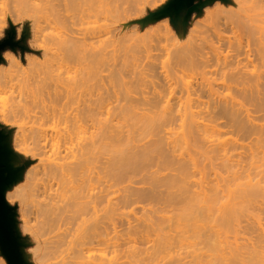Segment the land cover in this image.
I'll return each instance as SVG.
<instances>
[{
	"label": "rangeland",
	"instance_id": "rangeland-1",
	"mask_svg": "<svg viewBox=\"0 0 264 264\" xmlns=\"http://www.w3.org/2000/svg\"><path fill=\"white\" fill-rule=\"evenodd\" d=\"M19 2L20 0H0V43L6 40H12L13 42V45L6 46L0 50V74L15 65L18 60L22 59V61H25L28 55L34 51H39L42 45L55 46L60 37L75 36L81 38L79 46L83 55L81 77L84 91L86 94H93L97 98V102L100 96H102V98L100 97L101 101L104 98V103L112 100V104H109L110 106L106 105L107 110H110L108 112L107 110L105 111V106H103L104 109L101 107L105 112L97 107L103 113H100V115L97 112L98 114L96 115V118H98L96 123L100 121V127L105 128V124L102 126V123L106 120L117 126L121 125L120 123V125L118 124L120 121L136 126L141 123H139L140 117L145 116L143 113L146 111H148L147 113H153L159 118L161 114L164 115L167 112L171 114V117L175 116V118L179 116V112L185 113L187 116L190 113L196 115L201 112L200 116H204L206 109L215 106V102H217L225 108L240 110L244 119L247 117L246 109H249L250 113L252 112V120L248 122L264 128V0H33L28 5H25L26 2L24 4H21L22 1ZM46 17L49 19L47 28L43 32H36L41 25H45ZM93 28L96 29L95 34L90 33ZM42 33L47 35V37H44ZM258 36H261L262 39L258 40ZM243 50L246 51V55L237 59L236 54L239 51L242 53ZM225 55H228V58H225ZM52 70L60 72L65 70V67L60 68L55 65ZM66 70L67 72L63 74L65 78L73 76L71 64L66 65ZM3 88L4 86H0V133L2 134V141L4 140L5 142L3 141L1 144L6 151L5 157L9 153L11 156L8 155L7 158L10 159L9 157H11V161L14 159L16 164L13 165L14 162H11V166L10 161L5 157L2 161L4 167L12 174L10 182L4 186V198L10 207L11 239L7 243V252L4 251L0 242V264H58L62 261H81L84 264H88L92 261L96 262V258L99 257L101 251L89 247H91L92 243H97L105 238L107 234L110 233L112 235L113 226L105 222L107 218L103 219L100 216L99 222H96L97 219L89 220V216L86 213L80 215L76 220L70 217L67 219L65 217L62 218L58 214V210L51 217H44L39 215L40 213L37 214L39 208L35 206L36 200L33 198L32 175L28 168V163L24 158H21V146L17 135L12 131H7L4 127L5 116L8 117L9 115L8 107L11 104V100L8 97L9 93L5 92ZM107 93L110 94V98L106 96ZM104 103L101 104L100 102L101 106L105 105ZM141 112H143V116H140L138 120V115ZM89 115L90 113L86 111L85 116L89 119L88 123H91ZM98 115L100 117H97ZM196 116L195 118H199V116ZM206 117L208 118V116ZM112 119L113 121H111ZM222 120L223 123L226 121L223 118ZM140 121L148 122L146 119ZM180 121V118L176 119L170 125L174 132V138L176 136L179 139L182 136L184 138L186 128L180 125ZM147 122L144 124L148 127L146 130L153 129L154 132L155 125L150 126L152 123ZM250 123L248 124L251 125ZM224 128L223 130L225 131L226 128ZM227 129L229 130L230 128L227 127ZM95 130L96 134L100 132L99 128L95 129L93 127L89 131ZM228 130L226 131L228 132ZM209 131L208 133L210 134L208 136L211 137L212 129ZM215 131L216 129H214ZM217 131L213 132V134H216ZM224 131L220 132L221 134L219 135L217 133L215 139L218 136L221 138L223 134L222 137L228 138L231 136V133H228V135ZM232 131L234 130L232 129ZM138 132H143V130L140 131L139 129ZM153 132L147 133L152 135ZM260 135V139H263L264 144V138H262L264 134L260 133ZM189 137L191 136L185 135L187 142L188 139L192 138ZM235 137L238 138V135L235 134ZM183 138L181 139L183 140ZM194 138L185 143L183 148L181 147L178 152L182 151L183 154L181 152V156L178 157L181 159L186 158L188 153L193 154L196 151L195 158H197L198 163L204 167L203 169L206 172L204 177L206 178L207 174L209 182L211 180L213 181L212 184H216L220 181L219 184H221L223 179L215 180L216 175L214 172L217 169V172L225 174L223 171L226 169L220 168V165H223L221 164L223 159L218 158L220 156L215 157L211 153H207V156L200 154L204 152L197 151L200 148L199 142L201 141H198L199 138L197 140ZM234 138L230 137V139ZM242 138L245 140L243 136ZM253 138H251V143L254 141L252 140ZM230 139L228 140L230 143L234 141ZM182 140H179V142L185 141ZM257 140L258 138H256ZM256 141H254L255 145H253L254 143L251 144L253 145L251 147L250 144L246 145L245 141L241 140L242 144H238L241 146L244 143V146H242V148L245 147L244 149L236 146L237 143L233 142L234 144L236 143L233 146L239 148L235 150V148L231 147V153L236 155L231 154L230 157L233 155L234 158H239L238 155L240 153L249 154L254 152L259 145L256 144ZM262 141H259L261 142L260 144H262ZM233 143L229 145L231 146ZM180 145L182 146L183 144ZM261 146H258V152H255L259 156L260 154L264 155V153H261L264 145L262 148ZM251 149L254 150L249 152L248 150ZM238 152L240 153L238 154ZM246 155L242 154V158H239L241 161L238 159L240 164L234 161L238 166L233 163V159L228 155L229 159H227H231V163L241 172L239 174H242V177L250 174V176L257 175V178L263 179L264 156L261 158V156L256 155L255 157L251 153V156L256 158V162H252L250 156L247 157ZM104 156L102 155L101 157ZM252 159L254 160V158ZM101 160L100 156L97 159L96 152L97 176L99 172H102ZM202 167L201 171H203ZM198 169L196 170L195 178H199L204 173H199L198 171L200 170ZM83 173L84 175L91 174V166L87 164L83 169ZM97 190L96 188L95 191ZM260 199H242V203L239 204L241 206L240 212L239 210L238 214L236 212L238 217L235 216L234 219L233 215V220L230 215L223 214L224 223L221 220L219 221H221L222 227L223 225L225 226L222 228L224 230L220 231L218 224L217 227H215L216 225L214 226V229L218 228L219 232H224L221 233L222 235L224 234L223 242H221L222 238L219 240L216 237V232L218 231L213 233L214 235L211 234L213 230H210V227L208 228V224L206 228L211 232L210 240L206 241V243L204 240L202 242L199 240L202 237L206 240V235L203 236L205 232L203 231L202 235L199 233L202 232L201 229L200 231L197 230V233L202 237L198 234L196 236V233L193 234L195 235L194 237L193 235L190 237L187 232L190 237L189 241L195 239L193 242L190 241L188 243L185 228L180 225L183 224V221L175 229L176 222L174 221L176 220H174V225L172 224L173 233H178L181 227V230H184L186 235L181 234L183 231L179 232L180 238L185 235L186 240L183 239L184 237L181 239L185 242L188 241V244H179V242L183 243L179 238V242L173 243L174 246L178 244L177 248L179 245H190V248L186 247V249L181 246L182 249L178 247L179 250L175 247V249H170L168 245L172 242L169 243L166 240L169 244L167 243L168 245L166 244L167 246H165V243H162L164 241L162 238H160L159 243L157 240L161 234H164L161 237H165V230L163 229L164 233H160V228L159 230L157 228L153 230L154 225H150L152 227L151 230L154 232L149 230L150 226H146L151 231L150 234L145 230L147 231L146 235L149 237L148 234H150V237H154V240L149 238L151 241L146 243L148 241L147 238L146 242H139L142 245L139 243L137 245L133 241L134 246L137 245L133 246L135 249L130 247L131 243L124 245L120 248L122 249L121 252H107L103 261L106 264H117L120 262L125 263L129 259L132 264H169L171 259H173L171 257H174V259L177 258L175 262L181 258H184L185 260H182L186 262L189 259L188 262H190L193 260L191 258L194 251H201L199 248L202 249L203 246H206L207 250L204 249L210 252V254L208 253L210 257H207L209 260L205 257L207 261L204 262H207V264H220L219 255L221 253L219 251H222L220 248L223 249L221 246H224V249H226L225 246L231 247L229 249L232 251L236 250V246L240 249V245H242V250H246V247H243L246 244L254 246V250H256L257 244L259 247L262 244L261 247L264 248V200ZM130 208H127L126 211L130 210ZM140 209H136V212H141L139 211ZM110 213V210H100L98 215L103 216ZM210 217L214 219V216ZM83 218H85L84 221H82ZM117 222L119 223L120 221L117 219ZM202 222L200 220V223ZM169 223L171 224V222ZM165 224L167 225V222ZM170 224L169 226L172 227ZM104 225L108 226V233H105ZM77 226H79L78 231L75 230ZM125 226L120 225L117 230L123 231ZM169 226L165 227L163 225L165 229ZM189 226L191 227V225ZM155 227L157 226L155 225ZM188 228L186 227L189 231ZM174 229L176 230L175 232ZM190 229H193V227ZM155 230L157 235L160 234L158 238L152 235L156 233ZM195 230H190V232H195ZM170 232L171 237H174L172 236V230ZM221 234L220 236H222ZM179 235L176 236L175 233L176 239H178ZM168 236L170 235L168 234ZM208 236H210L209 233ZM197 238H199L198 241L196 240ZM195 241H197V246L194 247L193 244L196 245ZM199 241L200 247L198 246ZM173 244L170 245L173 247ZM191 245L197 248L194 250ZM136 247H139L140 250ZM262 248L261 250H264ZM131 250L135 251L132 253ZM171 250H173V253ZM252 250L250 253L247 252L249 256L252 255ZM175 251L177 253L180 251L178 254L181 253L182 255H177ZM244 251H240V253L245 254L248 249ZM256 251L260 252L258 249ZM224 252L226 253V251ZM228 253L230 252L227 251ZM261 255H264V253ZM239 256L241 257V254ZM245 256L244 259L249 258L247 254ZM253 256L256 255H252V258ZM227 257L232 259L233 255ZM260 257L253 261L254 257L250 263L264 264V257L262 256L261 259ZM246 260L244 262L241 258L239 259V261L244 263L247 262ZM200 261L203 260H199L196 264H201ZM239 261L236 258L238 264H240ZM248 262L246 264H249Z\"/></svg>",
	"mask_w": 264,
	"mask_h": 264
},
{
	"label": "bare ground",
	"instance_id": "bare-ground-1",
	"mask_svg": "<svg viewBox=\"0 0 264 264\" xmlns=\"http://www.w3.org/2000/svg\"><path fill=\"white\" fill-rule=\"evenodd\" d=\"M32 1L33 0H20L21 4L26 2L25 5L31 4ZM48 21L49 19L46 17L45 25H41L40 29H37L36 32H43L47 28ZM90 33L95 34L96 29L93 28L90 30ZM42 35L47 37V35L43 33ZM80 39L81 38L75 36L60 37L55 46H40L39 51H32L33 53L31 52L32 54L28 55L27 58H25V61H22V59L18 60L15 65L0 74V84H2L0 86H4L3 89H5V92L9 93L8 97H10L9 99L11 100V104H9L8 107L9 115L8 117L5 116L4 127L7 131H12L17 135L18 142L21 146L20 155L22 154L23 156H21V158H24L28 163V168L32 175L33 198L36 200V202L34 201L35 206L39 208H37V214L40 213L39 215L44 217H51L55 215V211L58 210V214H60L62 218L65 217V219L70 217L76 220L83 213H86L89 216V220H98L99 216L103 219L107 218V221L105 222H108L113 226L111 230L112 235L109 233L97 243H92L89 248H96L101 251V253L99 257L96 258V262L92 261L88 264H106L103 261V259L106 258V253L121 252L122 249L120 248L124 245L131 243L132 245H130V247L132 248L135 242L138 245L139 242L143 243L148 240L146 243H149L151 241L149 238L154 240V237H150V232L156 228L157 230H159V228L160 230L161 228L162 230H165V237H161L164 236V234H161L157 240L160 243V238H162V240L165 241L162 242L165 243V246L170 242H172L170 243L171 245L176 241L179 242L183 237V239L186 240V234L188 238L187 240L189 241L193 234L196 233L197 236V234L199 235V233H201L202 235L203 231L205 232L203 236L206 235V240L199 235L203 239L199 237L200 239L197 238V241L198 239L201 242L204 240L206 243V241L210 240L211 234L218 231L216 232V237H218L219 240L222 238L221 242H223L224 234L222 235L221 233L224 232H219L218 230L219 228L220 231H223L224 229L222 230V228L225 227L224 225L222 227V223H220L221 221L224 223L223 214L227 216L230 215L231 219L234 215L233 218L235 219V216L238 217L236 212L237 214L238 210L240 212L241 206L239 204L242 203V199L253 200L254 198L260 199V197H263L261 199L264 200V178H257V175L250 176V174L242 177V174H239L241 172L236 169L237 167H234L230 160L233 159V163H235L234 161L239 163L238 159L242 158V154L246 155L247 153L244 154L242 151L243 153L241 154L238 152V154H241V157L239 154V158H234L236 154L234 155V153H231V147L234 149L235 147L233 145L236 143V146H240L238 143L242 144L241 140L245 141L246 145H251L256 141V138H258L256 144L261 146L263 144V139H260V133L264 134V128L260 126L257 127L248 122L252 120V112L250 113L249 109H246L247 117L244 119V116H241L240 110L225 108L217 102H215V106L206 109L207 113L205 112L204 116H200L201 112H198V114H196L197 116L191 113L187 116L185 113L182 114L179 112V116H176V118L175 116L171 117V114L168 112L164 113V115L161 114L160 118L156 117L151 112L147 113L148 111L144 113L141 112V115L136 114L138 115L139 120V117L143 116V113L145 116L142 117L143 119L140 117V120L146 119L148 120V122L146 121L147 123H152L150 126L155 125L156 130L154 129V132L153 129L150 128V130H146L148 128L144 125L146 122L140 120L139 123L141 122L143 124L140 123L138 124L139 126L136 125V127L135 125L126 123V127V124L120 120L118 124L120 123L121 125L119 124L120 126H117L111 124V122H107L105 119L106 121L102 123V126L103 124L106 125H104L105 128L100 127V121H97L99 124L96 123V119L98 120L96 115L98 113L103 114L99 110H103V106H105V108L106 105L110 106L109 104H112V100H108V102L105 101L106 103H104V98L101 101L102 96H100L101 98L98 97L97 102V98H95L93 94H86L84 91L83 80L81 77V62L83 55L79 46ZM257 39L260 40L262 37L258 36ZM244 55H246L245 50H243L242 53L239 51L238 54H236V58L240 59V56ZM225 58H228V55H225ZM68 64H71L73 76L65 78L63 74L67 72L66 65ZM55 65L60 68L65 67V70L55 72L52 70V67ZM106 96L110 98L109 93H107ZM100 102L105 105L101 106ZM106 110L107 108L105 111ZM86 111L90 113L89 117L91 123H88L89 119L85 116ZM105 111L103 110V112ZM147 115L148 117L146 118ZM195 116H199V118H195ZM206 116H208V118ZM97 117L100 116L98 115ZM178 117L181 120L180 125L182 127L185 126L186 128V131L184 132L185 135L191 136L192 138L189 137L191 138L190 140H193V137H195V140L199 138L200 140L198 139V141L202 142V145L201 142H199L200 148L197 151H204L205 153L203 152L204 154H200L207 156V153H211L212 155L214 154L215 157L220 156L218 158L223 159L221 161L223 168L221 165L220 168L224 170L226 169V172H223L228 174L225 175L217 172V169L214 173L216 175L215 180L217 179L218 181L223 179L221 180L223 181L221 184H224H219L220 181L216 184H212L213 181L210 180L209 182L207 174L206 178L204 177L206 172L203 169L204 167L198 163L197 158H195L196 151L193 153L194 155L188 153L189 157L187 156L182 159L178 157L181 156L182 152L178 151L181 150V147L183 148L185 143L190 141L189 139L188 142L186 141L187 139L185 140V135L184 138L182 136L180 139L176 138L178 136L175 137L176 139L173 137L174 132L170 125L175 122L176 119H179ZM222 118L226 120L224 123L222 122ZM111 121H113V119ZM122 124L125 126H122ZM222 126L225 127L226 130H228L227 127L231 130L229 129L230 131L228 130V132L226 130L224 131ZM92 127L95 129L99 128V135L96 134V130L89 131ZM137 129L138 131L139 129L140 131L143 130V132H138ZM214 129H216V131L222 130L217 131L218 135L224 131L225 134L231 133L230 137L234 138L236 134L238 135V138L235 137L234 139H230V137H222L223 134L221 138L217 135L218 137L215 139L217 133L213 134ZM232 129L234 131H232ZM209 130L212 132V136L210 135L212 138L208 136L210 134L208 133ZM261 130L263 131L261 132ZM151 131L154 134L152 133V135H148ZM150 136H152L153 139L150 138ZM239 137L242 139L240 140ZM250 137H254L252 143L250 142ZM181 138H183V140ZM262 138H264V135ZM229 139L231 141L234 140L233 142L236 143L234 144L231 142L233 144L230 146L229 144L231 143L228 141ZM179 140L185 141H180V143ZM247 140H249L250 143L247 142ZM260 140L262 141V144H260ZM180 144L183 145L181 146ZM253 145H255V143ZM253 145H251V147ZM242 146H244V143L240 148H242ZM258 146L255 150L253 149L254 152H251L253 151L252 149L248 150L255 157L257 155L255 152H258L259 150ZM263 149H261V153H264ZM229 151L230 153L228 154ZM96 152L97 159L99 156L102 159L100 161L102 164V166L100 165L102 172L98 171V176L96 174ZM251 153L246 156H250L251 159H249L253 162L256 158L251 156ZM231 154L234 155H232L233 158L232 156L230 157ZM8 155L11 156L9 153ZM102 155L105 156L101 157ZM227 155L231 158L230 160H228L229 158ZM7 156L5 157L6 159H8ZM260 156L262 158L264 155L260 154ZM9 158L10 159L8 160L11 165V162L13 163L14 159L12 157L13 160L11 161V157ZM252 158H254V160ZM226 161L228 162L226 163ZM239 161H241V159H239ZM260 161H262V159H260ZM15 162L13 165L16 164ZM87 164L91 166V174L84 175L83 169ZM236 165L238 166V164ZM201 167L203 171H201ZM197 169L200 170L198 171L199 173L204 172L199 178L196 177L198 179L195 178ZM241 177L245 178L242 179ZM96 188L98 189L97 191H95ZM127 208H130V210L126 211ZM138 208H141L139 210L141 212L139 213H137L138 211L136 212V209ZM100 210H110L111 213L109 215L104 214L105 216L102 214L103 216H101L100 214L98 215ZM210 216H214V219ZM117 219L121 222H119L120 224L117 222ZM84 220L85 218L82 219V221ZM97 220L96 222H99V220ZM200 220L203 222L200 223ZM173 221L176 222L175 229L177 228L176 226L183 221V224L180 225L181 227L183 226L182 228H185L186 234L184 233V230H181V227L178 233L175 232L176 230L174 229L176 236L179 235V232L183 231L181 234L185 235L181 236V238L179 235L178 239H176L177 237H175V233H173ZM178 221L179 223H177ZM166 222L167 225L165 224ZM169 222H171V224ZM258 223L260 224L261 222ZM169 224H173L172 227L169 226ZM208 224V228L210 227V230H213L212 233L206 228ZM217 224L218 228L214 229V226L216 225L215 227H217ZM120 225H126L123 231L117 230V227ZM150 225H154L153 230H151L152 227ZM155 225L157 227H155ZM163 225L165 227L169 226L170 229L169 227H167L168 229H165ZM189 225H191V227ZM146 226H150L149 230L151 231H149ZM194 226L197 228L196 230ZM192 227L195 232H192L194 230L190 229ZM103 228L105 233H108V226L104 225ZM75 230L78 231L79 226H77ZM160 230V233H164V230H161L162 232ZM170 230H172V236L174 237H171ZM190 230H192V233ZM197 230H201L202 232L197 233ZM146 232L150 233L148 234L149 237H147ZM187 232L190 234V237ZM167 233L170 236H168ZM208 233L210 236H208ZM220 234L222 236H220ZM152 235L158 238V235L160 234L157 235L156 232ZM194 236L195 235H193V237ZM183 239L181 240L183 241ZM166 240H168L169 243ZM194 240L190 241L193 242ZM188 241H183V243L179 242V244H185ZM190 241L188 243H190ZM197 241H195L196 245L193 244L194 247L197 246ZM200 241L198 243L199 247ZM205 243H203V245H205ZM169 245L168 248L175 249L178 244L176 246L173 244V247L171 245L169 247ZM250 245L246 244L243 246L246 247V250L248 249V251L245 249L242 250V245H240V249L237 248V246H233L236 249L235 251L229 249L231 247L225 246L226 249H224V246H221L223 249H220L223 252L219 251L221 253H219L221 259L220 264H238L236 258L238 261L240 258L242 261L247 259L246 261L248 262L249 260L248 263L251 264V259L254 257L255 259L253 261L257 260L260 256V259L262 256L264 257V255H261L264 253V250H261L262 244L260 245L261 248L258 244L256 245L257 248L255 247L256 250L258 249L260 252L262 251L261 254L254 250V246L251 245L252 250ZM181 246L183 245H179L178 247L181 248ZM189 246L190 245L183 246L182 248ZM247 246L250 248H247ZM134 247L133 249H135ZM178 247L176 249L179 250ZM191 247L193 246L191 245ZM194 247L193 249L195 250L197 247ZM205 247L206 246L202 247L204 251L201 248H199L201 251H194V253L192 251L193 257L191 259L193 260L190 262H188L189 259H187L188 261L186 262L184 261V258L179 256L181 259H178L176 262L175 260L177 258L174 259V257H171L173 259L170 258L171 262L169 264L172 262V264H196L199 260H203L200 261L201 264H207V262L204 261L209 260L207 257H210V252L205 251ZM233 247L232 249L234 250ZM136 248L139 249V247ZM244 250L249 258L244 259L245 254L240 253V251L242 252ZM251 250L253 251L252 255H256L253 256V258L252 255H248ZM131 251L133 253L135 250ZM171 251L173 253V250ZM224 251H226V253ZM227 251L230 253L227 254ZM236 252L238 253L234 255ZM178 253L177 255H182L181 253ZM240 254L241 257L239 256ZM243 254L244 256H242ZM229 255H233L234 259L232 257V259H230V257L228 258L227 256ZM239 262L240 264L247 263H244L245 261ZM58 264L84 263L81 261H62ZM117 264L132 263L128 259L125 263L120 262Z\"/></svg>",
	"mask_w": 264,
	"mask_h": 264
},
{
	"label": "water",
	"instance_id": "water-1",
	"mask_svg": "<svg viewBox=\"0 0 264 264\" xmlns=\"http://www.w3.org/2000/svg\"><path fill=\"white\" fill-rule=\"evenodd\" d=\"M13 45L12 40H6L0 43V50L6 46ZM2 134L0 133V242L5 252H7V243L11 239V224L9 210L10 207L7 205L4 198V186L12 179V174L3 165V159L6 155L4 147H2Z\"/></svg>",
	"mask_w": 264,
	"mask_h": 264
}]
</instances>
